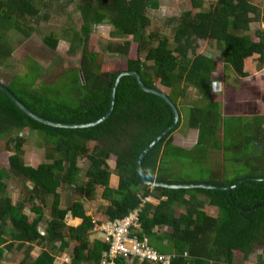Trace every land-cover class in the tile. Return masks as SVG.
<instances>
[{
  "label": "trees",
  "instance_id": "obj_1",
  "mask_svg": "<svg viewBox=\"0 0 264 264\" xmlns=\"http://www.w3.org/2000/svg\"><path fill=\"white\" fill-rule=\"evenodd\" d=\"M36 1L46 5L47 0H0V39L11 29L24 36L33 32L25 21L37 15ZM213 1L205 10L201 0H191L199 11L181 13L170 46L166 38L144 34L149 25L146 12L156 10L158 0H78L79 28L63 31L68 54L79 52V68L71 71L74 76L68 87L53 83L36 87L44 69L32 60L23 77L4 85L40 117L83 124L107 112L116 76L135 72L144 87L160 91L157 82L169 90L165 94L179 117L177 126L142 158L146 180L231 186L244 178H264V116H254L248 123L240 116H223L222 105L211 89L216 61L198 52L201 42H214L222 63L237 77L246 79L261 72L264 30H255L254 40L250 29L254 22L264 23V14L250 0ZM102 23L111 27L112 39H121L105 44L109 52L126 57L121 69H101L96 51L88 48L91 28ZM57 41L52 33L43 37L52 50ZM10 54V48L0 41V65ZM189 89L196 92L197 99L188 106L187 126L197 131V140L184 149L173 145L172 135L181 126L184 106L180 100ZM172 123L168 104L142 91L129 75L115 85L110 114L86 128L39 122L0 89V142L5 140L12 150L8 167L0 168V260L14 250L22 254L14 264H98L109 246L88 239L93 225L121 219L140 208L139 228L131 234L139 241L146 239L160 254L174 255L169 264H234L237 253L247 261L256 247L261 249L256 264H264V180L245 182L229 191L142 183L136 159ZM23 130L36 131L42 137L45 160L37 166L23 159L25 138L18 135ZM211 150L223 152L224 163L216 170L209 165ZM109 157L112 170L106 163ZM195 170L201 173L198 180L178 177ZM11 177L24 189V197L17 202L6 193V179ZM96 189H100L99 200L106 204L97 208L101 218L92 224L83 203L93 199ZM27 205L34 213L32 219L23 212ZM206 206L215 208L217 215L207 214ZM47 207L49 216L45 218ZM179 208L184 211L178 212ZM40 223L45 225L43 234L39 233ZM69 244V262H58L56 258ZM35 246L40 252L32 256Z\"/></svg>",
  "mask_w": 264,
  "mask_h": 264
},
{
  "label": "rangeland",
  "instance_id": "obj_2",
  "mask_svg": "<svg viewBox=\"0 0 264 264\" xmlns=\"http://www.w3.org/2000/svg\"><path fill=\"white\" fill-rule=\"evenodd\" d=\"M201 9L207 10L213 0H201ZM251 3L257 6L262 14H264V0H250ZM78 0H47L46 5L43 1H36V8L38 13L36 16H29L26 18L25 27H32L33 32L29 36H24L21 32L11 29L5 32V35L0 39L3 44L8 46L11 50L10 56L5 60L3 65H0V83L10 84L17 76L23 77V74L30 64V60L39 64L44 70L40 73L35 81V86L41 84H50L52 86L68 87V82L74 76V69L79 68V52L69 55L67 52L68 42L63 35V31L68 28L78 30L80 25V16L76 8ZM185 11L197 12L199 8L191 4V0H158V8L156 10H148L146 12L149 18V25L146 27L144 34H154L157 37L166 38L171 46L173 29L176 24L177 18ZM263 29L264 23H252L250 34L253 37L255 30ZM111 27L106 24H97L91 28V33L88 38V48L96 51V60L103 70L121 69L126 57L117 56L115 53L109 52L105 49V44L115 43L121 39H112L109 36ZM52 33L53 36L58 38L55 50L50 49L44 42L43 37ZM254 40L256 38L253 37ZM151 45H156V42H151ZM198 52L208 54L216 61V71L214 72L213 81L218 82L221 87V93H216V101L221 103V111L223 116L230 115L240 116L243 118L244 123L251 122L254 116H264V70L255 74L254 76L246 79L237 77L231 68L222 63V55L214 42H201ZM133 49L130 50V55L133 56ZM143 58L140 56V59ZM156 87L168 94L169 90L161 87L155 83ZM218 85V86H219ZM197 94L193 89L188 90V95L181 103H183V119L181 126L173 133V145L190 149L194 146L197 140V131L190 129L187 126V109L188 106L196 102ZM225 101H233L232 106L224 108ZM235 106H237L235 108ZM264 133V129H263ZM19 136L25 138L23 145V159L26 164L37 166L40 162L44 161V146L41 143V135L36 131L23 130L19 132ZM14 136V135H13ZM218 139L221 140V134ZM5 140L0 142V168L8 167V156L12 153L8 149ZM226 154H230V149L226 148ZM221 150H211L209 152L210 162L209 165L214 167V170L220 168L224 161ZM110 170L113 169V161L109 157L106 161ZM198 170L194 173L178 174L180 179L198 180L200 177ZM7 194L11 197L13 202H17L24 197V189L20 186V182L13 177L6 179ZM100 189H96L92 200L83 203L84 211L91 217V220L98 221L101 218L98 207H104L106 203L99 200ZM62 198V197H61ZM63 200V198H62ZM147 199L143 200V202ZM37 202V201H36ZM64 206L63 203H60ZM178 212H183L184 209L179 208ZM205 212L211 216H216L217 211L215 208L206 206ZM23 212L29 219L34 217L33 211L29 209V205L25 207ZM45 218L49 216V208L44 209ZM40 231L43 232L44 223L39 224ZM88 239L99 240V236L90 232ZM72 245L69 244L62 253L56 258L58 262L68 263L71 257ZM40 252V247H34L32 256H37ZM260 247H256L250 255L249 260L244 261L241 254L237 253L234 259V264H256V257L260 255ZM7 256V258H6ZM22 259L21 252L12 250L7 253L5 257L0 260V264H14Z\"/></svg>",
  "mask_w": 264,
  "mask_h": 264
},
{
  "label": "built area",
  "instance_id": "obj_3",
  "mask_svg": "<svg viewBox=\"0 0 264 264\" xmlns=\"http://www.w3.org/2000/svg\"><path fill=\"white\" fill-rule=\"evenodd\" d=\"M218 92L220 90L215 93ZM139 212L140 208H137L121 219L106 220L99 225H95V221L92 220L94 225L91 232L96 233L99 241L109 246L98 264H117L118 261H122L123 264L170 263L174 255L160 254L148 245L146 239L139 241L131 234L132 229L139 228ZM39 233L43 234L40 230Z\"/></svg>",
  "mask_w": 264,
  "mask_h": 264
},
{
  "label": "water",
  "instance_id": "obj_4",
  "mask_svg": "<svg viewBox=\"0 0 264 264\" xmlns=\"http://www.w3.org/2000/svg\"><path fill=\"white\" fill-rule=\"evenodd\" d=\"M125 75H129L132 76L138 87L147 93H151L157 97H160L161 99H163L168 106L171 108L172 113H173V123L166 128L160 135H158L142 152L140 155H138L137 159H136V163H137V171L139 174V177L142 181L143 184L149 186V187H164V188H170V189H193V188H202V189H217V190H232L234 188H236L237 186H239L242 183L245 182H250V181H261L264 180V178H244L241 179L240 181L236 182L234 185L231 186H222V185H208V184H200V183H195V184H168V183H160V182H150L148 180L145 179L143 173H142V169H141V160L142 158L145 156V154L151 149L153 148L165 135H167L170 131H172L178 124V112L175 108V106L173 105V103L170 101V99L166 96L165 93H163L162 91H157L154 89H149L146 88L142 85V83L139 81L138 76L135 72L132 71H128V72H120L114 82L113 85L111 86L110 89V93H109V107L107 112L100 118H98L95 121L89 122V123H59V122H53L51 120L45 119L43 117L38 116L37 114L33 113L32 111H30L29 109H27L13 94L12 92L2 83H0V89L5 92L7 94V96H9V98L21 109L23 110L26 114H28L30 117H32L33 119L45 123V124H49L52 126H58V127H70V128H75V127H79V128H86V127H92L96 124H98L99 122L103 121L111 112L112 109V102H113V92L115 89V85L117 84L118 80Z\"/></svg>",
  "mask_w": 264,
  "mask_h": 264
},
{
  "label": "clouds",
  "instance_id": "obj_5",
  "mask_svg": "<svg viewBox=\"0 0 264 264\" xmlns=\"http://www.w3.org/2000/svg\"><path fill=\"white\" fill-rule=\"evenodd\" d=\"M211 89H212L213 92H217V91H219V90H220V92H221V87H220V89H219L218 82H215V81L212 83V85H211ZM220 92H218V93H220Z\"/></svg>",
  "mask_w": 264,
  "mask_h": 264
},
{
  "label": "crops",
  "instance_id": "obj_6",
  "mask_svg": "<svg viewBox=\"0 0 264 264\" xmlns=\"http://www.w3.org/2000/svg\"><path fill=\"white\" fill-rule=\"evenodd\" d=\"M224 103H225V102H224ZM224 103H223V107H224V108H229L230 106H232L233 101H230L228 104H227V103L224 104ZM236 107H237V106H235V108H236ZM230 116H234V115H230ZM93 240H95V239H93ZM68 262H69V261H68Z\"/></svg>",
  "mask_w": 264,
  "mask_h": 264
}]
</instances>
